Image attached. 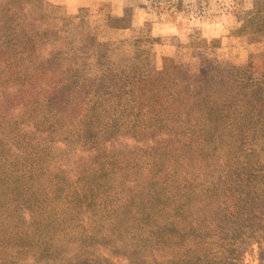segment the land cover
Returning a JSON list of instances; mask_svg holds the SVG:
<instances>
[{"label":"trees","instance_id":"trees-1","mask_svg":"<svg viewBox=\"0 0 264 264\" xmlns=\"http://www.w3.org/2000/svg\"><path fill=\"white\" fill-rule=\"evenodd\" d=\"M107 2L105 29L135 30L138 5ZM46 8L0 0V264H105L92 247L127 264H245L256 247L264 264V64L256 77L195 39V68L159 65V37L105 40L84 7ZM241 13L236 36L264 47V1ZM74 211L85 254L46 239Z\"/></svg>","mask_w":264,"mask_h":264},{"label":"rangeland","instance_id":"rangeland-1","mask_svg":"<svg viewBox=\"0 0 264 264\" xmlns=\"http://www.w3.org/2000/svg\"><path fill=\"white\" fill-rule=\"evenodd\" d=\"M109 1V0H107ZM105 0H44L47 6V12H52L59 16L75 15L80 7H84L83 13L88 16L90 25L96 27L98 32L105 37V40L126 39L133 37L135 34L143 30L145 34L151 33L152 37H159V44L155 46V53L160 65L163 57L179 58L181 61L197 65L196 60L190 58L189 51L186 47L191 40H219L221 41L222 48L219 51L220 58L234 65L247 66L249 62L253 65V74L259 77L262 73L264 64V47L260 45L248 46L245 39L236 36L235 29L238 27L235 20L237 17L243 18L242 10H249L259 8L262 6L264 0H203L200 7L199 5L186 7L185 11L180 8H175L176 0H116L120 6L124 7H137L138 19L135 20L131 17V13L125 19L124 24L137 23L135 30H127L125 32H117L105 29V20L112 8L109 2ZM172 6V7H171ZM160 12V13H159ZM120 22L115 21L113 24L118 25ZM133 145V140L129 139ZM138 144V143H137ZM149 146L156 147L157 144L153 141H148ZM139 145V144H138ZM143 146V145H142ZM64 147L54 151L55 158L63 151ZM144 147L132 146V152L127 150V153H136L137 156H145L146 151ZM151 154L155 153L152 149ZM58 153V154H57ZM134 174L131 173V177ZM63 205L57 208V212L63 210ZM55 205L51 207L54 210ZM98 207L95 209L96 218H99L105 212L99 211ZM43 213V217L46 216ZM76 211L73 213H64L60 216L55 223H62L63 229L53 228L48 230L46 239L48 241L57 243L58 245H67L70 253L81 252L85 254V250H80V241L77 240L80 236H84L86 232H80L78 227H73L74 223L71 219L75 218ZM81 217V215L79 216ZM93 217V216H92ZM88 215L81 221L83 227L89 225ZM51 219V218H50ZM66 220V221H63ZM99 221V220H98ZM52 223L50 227L55 224ZM104 228H107V220H102ZM101 223V222H100ZM92 227V226H91ZM81 238V237H80ZM45 241V240H44ZM58 242H61L58 243ZM43 246V245H42ZM38 251V247L32 249L29 256H33ZM258 249L248 253L245 257V264H258ZM88 255L103 260L105 264H127L122 258L113 257L111 253L103 248L92 247L86 250ZM15 256V252L12 257ZM8 258V257H7ZM33 259V257H32Z\"/></svg>","mask_w":264,"mask_h":264},{"label":"crops","instance_id":"crops-1","mask_svg":"<svg viewBox=\"0 0 264 264\" xmlns=\"http://www.w3.org/2000/svg\"><path fill=\"white\" fill-rule=\"evenodd\" d=\"M125 6V5H124Z\"/></svg>","mask_w":264,"mask_h":264}]
</instances>
